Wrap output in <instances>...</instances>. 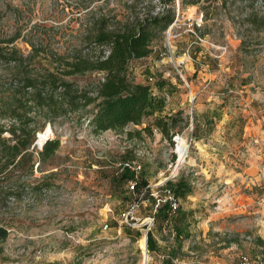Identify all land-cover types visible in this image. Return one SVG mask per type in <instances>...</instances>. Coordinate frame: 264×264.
Masks as SVG:
<instances>
[{"label": "rangeland", "instance_id": "1", "mask_svg": "<svg viewBox=\"0 0 264 264\" xmlns=\"http://www.w3.org/2000/svg\"><path fill=\"white\" fill-rule=\"evenodd\" d=\"M161 1L0 0V47L16 37L8 50L34 55L30 68L39 72L54 71L53 56L69 58L82 50L96 20L107 18L114 27L165 6L174 9V23L157 33L152 54L132 61L128 72L135 83H150L166 98L163 115L181 113L175 135L188 153L173 183L185 179L192 188L179 197L168 227L147 200L127 227L122 213L132 199L127 182L120 181L123 163L132 161L141 168L140 179L157 184L176 159L172 139L154 131L127 136L146 124L93 135L85 114L58 118L51 128L35 114L33 143L50 127L60 146L43 162L30 148L17 168L1 171L0 264H166L148 249L144 263L138 243L146 232L161 246L186 244L191 253L182 255L193 261L197 254L200 264H228L241 255L264 260V246L254 242H264V0ZM11 69L0 65V80ZM61 75L88 90L102 78ZM231 184L241 187V210L225 207L236 200L226 190ZM150 217L155 220L147 225Z\"/></svg>", "mask_w": 264, "mask_h": 264}, {"label": "trees", "instance_id": "2", "mask_svg": "<svg viewBox=\"0 0 264 264\" xmlns=\"http://www.w3.org/2000/svg\"><path fill=\"white\" fill-rule=\"evenodd\" d=\"M170 1L173 0L161 2ZM165 7L161 13H147L114 27L107 18L96 20L86 33L82 50L73 53L69 58L53 56V72H39L30 68L31 61L35 59L34 55L24 58L13 48L9 51L8 45L16 37L3 42L7 46L0 47V65L12 69L7 80H0V120L10 122L7 126L0 124V173L4 169L17 168L24 155L30 152L37 132L33 129L36 127L33 115L38 113L51 128H55L58 118L75 116L80 119L87 115L84 120L88 121L93 135L107 131L122 132L129 125L142 127L146 124L140 130L128 132L127 136L152 135L156 130L171 141L178 125L183 122L181 113L163 115L166 98L155 94L150 83H135L128 72L132 61L152 54L151 43L157 33L174 23V9ZM94 53L96 56L92 59L91 55ZM87 73H99L102 76L92 90L75 87L64 81L61 75ZM155 87L162 89L164 83L158 82ZM184 122L187 123L185 120ZM5 132L11 138H3ZM59 146L58 139L47 140L38 152L40 161L51 158ZM32 170L33 163L29 171L32 173ZM133 177V172L124 169L120 181L127 182ZM147 184V180L140 179L137 190L141 191ZM39 185L37 183L34 186L42 190L43 185ZM168 187L177 198L189 195L192 190L185 179L170 182ZM167 211L168 206L165 205L158 210L157 216L165 221ZM0 235L5 237L4 231L0 230ZM254 242L258 246H264L261 239H255ZM147 249L149 252H158L151 233H148Z\"/></svg>", "mask_w": 264, "mask_h": 264}, {"label": "built area", "instance_id": "3", "mask_svg": "<svg viewBox=\"0 0 264 264\" xmlns=\"http://www.w3.org/2000/svg\"><path fill=\"white\" fill-rule=\"evenodd\" d=\"M108 55V52L105 53V56ZM155 133H157L156 130H154ZM41 135L44 136V139H41ZM175 135V134H174ZM172 136V142H174L175 144V155H176V159L174 162H170L167 166V176H165L164 173L160 174L161 177V181L159 180V182L157 184H147V186L142 189L141 191L137 190V185L138 182L140 180V166H135L133 164L132 161H126L123 163L122 165V170L124 169H128L131 172L134 173V177L133 179L127 181V188H128V193L131 196V206L128 210H125L122 213V219H124V223L125 225H127V227L132 226L129 223V218L131 220L134 219L133 215L136 212V210L138 209L140 202L143 203L144 200L150 201L153 206L156 208L154 210L155 213H158V210L162 207H164L165 205L168 206V211H167V217L164 221L165 227H168L171 221V218L177 213L178 208H179V198H177L174 193L170 190V188L168 187V183L175 181L178 176H179V172L181 170V167L183 165V162L185 161L186 157H187V153H188V149H187V153L184 157V160L182 162H180L181 157L177 151V146L179 144V141H181V138L179 137V135H175ZM4 136L9 139L11 138V136L9 135V133L5 132ZM52 137V132H51V128L49 127V129L46 131H43L41 134H37L36 135V139L35 142L33 143V145L31 146V150L35 153L38 154L39 150L41 149V147L44 145V143L51 139ZM40 139L42 140V143L40 144L39 141ZM154 190H156V192H154ZM158 192V193H157ZM161 193V194H159ZM145 198L144 197H147ZM160 207V208H159ZM159 208V209H158ZM155 220V217H150L147 219V225L149 224H153ZM149 232L145 233V247L147 249V235ZM238 242H241V239H245L250 241V238H242V237H237L236 238ZM172 244V243H171ZM147 251V250H146ZM168 259L167 256H163V258ZM216 264H227V263H223V262H217ZM228 264H264V260L263 258L259 257V256H249V255H241L239 256L234 262L228 263Z\"/></svg>", "mask_w": 264, "mask_h": 264}, {"label": "crops", "instance_id": "4", "mask_svg": "<svg viewBox=\"0 0 264 264\" xmlns=\"http://www.w3.org/2000/svg\"><path fill=\"white\" fill-rule=\"evenodd\" d=\"M237 175H240L241 178L243 177V173L239 174V172H238ZM208 177H210V176H208ZM226 181L230 182V180H226ZM227 188L228 189H226V187H225V189L227 190V193L228 194H234V197H235L236 200H234V201H232L230 203L228 202L227 206H225V207L230 208V210H234V209L235 210H241L240 203H242V201L240 199H238V198H241V196H242L241 193H240L241 187L239 185L234 186V184H231V185L227 186ZM223 208H224V206H223ZM216 232L215 233L214 232H209L208 233L209 237H211V235L215 236L217 234ZM153 238H154V240L156 242V245H157V248H158V252H156V255L158 256V253L161 255V256H158V257L162 260L163 263H166V264H191V263L192 264H194V263L195 264H200L199 261L196 260L198 258L197 254H196L195 259L193 257V261L196 260L195 262L191 261L192 258L191 259L190 258H185L184 255H182V254H186V253L187 254L191 253V251H188V250L186 251V249H189V248L186 247V244L184 245V243H182L181 245L176 247L175 245H173V242H168V241L162 240L164 242H163V246H161V242L156 237L153 236ZM166 250H168V251H166ZM177 251H179V253H181V256H175L173 254L174 252L176 253ZM194 252L197 253L196 251H194ZM171 254H173L174 256L172 257ZM163 256H167L168 259H166V257L163 258Z\"/></svg>", "mask_w": 264, "mask_h": 264}, {"label": "bare ground", "instance_id": "5", "mask_svg": "<svg viewBox=\"0 0 264 264\" xmlns=\"http://www.w3.org/2000/svg\"><path fill=\"white\" fill-rule=\"evenodd\" d=\"M186 144L187 143H185L183 141V139H181V141H179V144L177 146V151H178V153H179V155L181 157L180 162H182L184 160V157H185V155L187 153L188 146ZM138 244H139V248L141 250H143V257H144V260L143 261H144V263H146L148 261V256L146 254V247H145V240H144V238L141 239Z\"/></svg>", "mask_w": 264, "mask_h": 264}]
</instances>
